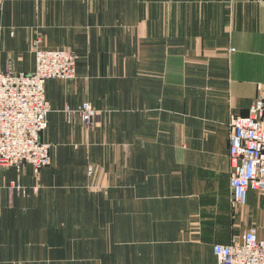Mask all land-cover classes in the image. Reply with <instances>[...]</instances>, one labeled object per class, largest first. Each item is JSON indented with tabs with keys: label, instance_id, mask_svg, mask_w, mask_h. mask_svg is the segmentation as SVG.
<instances>
[{
	"label": "crops",
	"instance_id": "crops-1",
	"mask_svg": "<svg viewBox=\"0 0 264 264\" xmlns=\"http://www.w3.org/2000/svg\"><path fill=\"white\" fill-rule=\"evenodd\" d=\"M34 43L75 77L44 84L51 164L0 173V264H218L260 235L262 197L231 205L228 126L264 83V0H0V69L33 72ZM84 103L87 128L64 114Z\"/></svg>",
	"mask_w": 264,
	"mask_h": 264
},
{
	"label": "built area",
	"instance_id": "built-area-1",
	"mask_svg": "<svg viewBox=\"0 0 264 264\" xmlns=\"http://www.w3.org/2000/svg\"><path fill=\"white\" fill-rule=\"evenodd\" d=\"M35 67L29 74L0 69V173L9 167L29 164L37 174L51 164L50 146L41 141L47 128L50 104L45 98L48 80H72L76 56L65 50L43 51L32 44ZM245 117H234L229 123L231 205H244L248 190L257 192L264 212V83L257 87ZM68 119L79 118L89 127L97 112L88 103L78 109H65ZM92 167L88 175H93ZM11 189L26 194L19 184ZM33 191H36L34 189ZM218 264H264V225L260 235L249 229L241 243L216 244L212 248Z\"/></svg>",
	"mask_w": 264,
	"mask_h": 264
}]
</instances>
